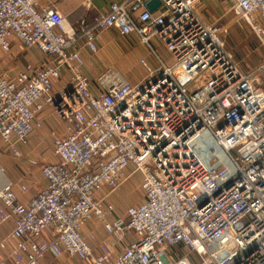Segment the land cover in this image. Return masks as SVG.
<instances>
[{
    "label": "built area",
    "instance_id": "obj_1",
    "mask_svg": "<svg viewBox=\"0 0 264 264\" xmlns=\"http://www.w3.org/2000/svg\"><path fill=\"white\" fill-rule=\"evenodd\" d=\"M149 1L111 3L73 27L52 0H0V55L17 44L48 58L0 71V141L17 154L46 108L65 128L36 197L19 204L11 184L0 189V222L14 219V247L6 253L0 241V264L64 255L84 264H264V60L243 73L224 48L226 31L197 13L204 0H160L153 12ZM227 1L264 52V0ZM111 30L156 58L139 60L136 83L112 67L94 80L83 73V54H96ZM204 132L230 167L214 152L205 164ZM135 175L142 200L121 214L110 197ZM87 224L106 240L84 237Z\"/></svg>",
    "mask_w": 264,
    "mask_h": 264
},
{
    "label": "crops",
    "instance_id": "obj_2",
    "mask_svg": "<svg viewBox=\"0 0 264 264\" xmlns=\"http://www.w3.org/2000/svg\"><path fill=\"white\" fill-rule=\"evenodd\" d=\"M121 1L122 0H52V4L73 27H78L82 20L91 23L96 17L106 11L109 4L119 3ZM211 1L214 3L215 0ZM225 1L229 5V2L227 0ZM204 3L205 1H202L197 6L196 11L199 15V12L204 9ZM87 4H89V8H86ZM116 34L117 33L114 30L103 33L99 38L98 52L94 55H89L87 53L83 54L84 65L82 69L84 75L88 79L94 80L98 72L105 68L104 66L106 65L107 60L99 55L101 43L103 41L102 38H104V41L109 39L108 41L113 43L111 38L116 36ZM15 46H17V44ZM35 52L36 53H34L30 59L31 66L37 67L48 60L46 56L40 54L37 50H35ZM132 77H134V80H131V82L137 81L135 80L137 76ZM40 118L42 123L41 129L30 135L25 144L17 147V154L10 153L7 147L0 141V189L7 184H11L19 204L25 205L29 200L36 197L46 186L47 181L42 176L41 168L46 163L56 161V158L53 155V140L55 137L65 135L63 124L51 109L46 108L40 115ZM58 121L61 123L62 129L55 128ZM23 186L27 188V193L25 194L21 192V187ZM110 200L117 209V201L121 200V197L119 195H114L110 197ZM134 205H137V203H133V205L130 206ZM119 213L123 214L122 212ZM13 229L14 219L0 222V241L7 240L8 244L6 253H10L14 247V242L8 240ZM89 232L94 234L95 240L93 242L91 241L93 244L106 240V235L101 228L94 227L92 224H87L82 231V235L87 238ZM43 259V263L47 262V264H84L67 255L62 256L59 259H53L49 256H46Z\"/></svg>",
    "mask_w": 264,
    "mask_h": 264
},
{
    "label": "rangeland",
    "instance_id": "obj_3",
    "mask_svg": "<svg viewBox=\"0 0 264 264\" xmlns=\"http://www.w3.org/2000/svg\"><path fill=\"white\" fill-rule=\"evenodd\" d=\"M204 1V9L199 12L201 19L208 26L219 27L226 31L223 36L224 48L243 73H250L264 60V52L259 48L257 39L245 23L237 20L231 12H228L229 5L225 0H215L214 3L211 0ZM102 39L99 55L107 60L106 65L103 66L105 68L112 67L122 72L129 81L134 80L132 76H137L135 78L137 81H132V83L138 82V80H141L139 78L145 75L143 69L139 66L140 59L144 58L149 64L156 65V58L153 54L146 46L139 44L135 39H122L117 34L111 38L113 43H110L109 39L107 41H104V38ZM154 50L161 59L168 58L162 47L154 46ZM34 53H36L34 49L27 50L14 46L10 53L0 55V71H19L27 64L31 65L30 59ZM55 128L62 129L59 121ZM201 142L202 148L199 153L204 156L205 164H208L212 157L211 153L214 152L218 158L217 164L224 163L230 167L227 157L219 149H214L209 132L202 133ZM139 186L140 177L135 175L113 193L112 196L119 195L121 197V200L117 201L118 212L123 213L127 206L133 205V203L138 204L142 200ZM43 260H39L38 263L47 264V262L43 263Z\"/></svg>",
    "mask_w": 264,
    "mask_h": 264
},
{
    "label": "water",
    "instance_id": "obj_4",
    "mask_svg": "<svg viewBox=\"0 0 264 264\" xmlns=\"http://www.w3.org/2000/svg\"><path fill=\"white\" fill-rule=\"evenodd\" d=\"M161 2L160 0H151L146 4V8L150 11L153 12L155 11L159 6Z\"/></svg>",
    "mask_w": 264,
    "mask_h": 264
}]
</instances>
